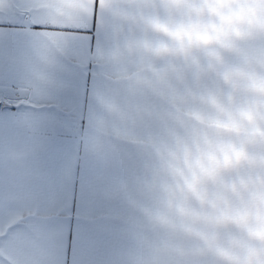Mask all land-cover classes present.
Segmentation results:
<instances>
[{
  "label": "crops",
  "instance_id": "crops-1",
  "mask_svg": "<svg viewBox=\"0 0 264 264\" xmlns=\"http://www.w3.org/2000/svg\"><path fill=\"white\" fill-rule=\"evenodd\" d=\"M14 15L57 28L36 35L25 21L11 22L10 30L26 31L12 61H0V162L11 144L16 151L33 149L28 160L41 166L50 167L62 153L66 173L55 203L38 207L22 198L19 210L51 215L69 264H80L82 197L92 156L108 173L102 197L113 220L110 234L88 230L93 264L156 263L152 144L170 122L172 68L178 64L145 54L139 45L149 35L131 16L111 12L106 0H0V19ZM71 73L79 85L74 118L59 108ZM4 224L0 218V228ZM39 264L59 260L45 255Z\"/></svg>",
  "mask_w": 264,
  "mask_h": 264
},
{
  "label": "clouds",
  "instance_id": "clouds-1",
  "mask_svg": "<svg viewBox=\"0 0 264 264\" xmlns=\"http://www.w3.org/2000/svg\"><path fill=\"white\" fill-rule=\"evenodd\" d=\"M175 62V110L152 144L153 219L188 246L177 264H264V0H106Z\"/></svg>",
  "mask_w": 264,
  "mask_h": 264
},
{
  "label": "snow or ice",
  "instance_id": "snow-or-ice-1",
  "mask_svg": "<svg viewBox=\"0 0 264 264\" xmlns=\"http://www.w3.org/2000/svg\"><path fill=\"white\" fill-rule=\"evenodd\" d=\"M13 21H25L26 30L36 35L47 34L57 28L45 22L29 23L22 15L0 19V24L4 25L0 28V61L3 62L12 61L26 31L10 30L14 26ZM88 43L91 47V40ZM37 92L44 94L41 89ZM60 99L59 108L74 118L79 108V85L74 73L61 88ZM15 134L22 138L23 130H17ZM32 152L33 149L28 147L16 151L10 144L0 162V218L5 221L4 227L0 228V264H39L45 255L58 258L59 264H69L63 251L62 234L50 227L51 215L36 211L26 216L19 210L22 198L31 200L38 207L55 203L66 179L62 153L54 155L49 167L30 163L28 157ZM89 161V179L82 197L80 264H93L91 251L95 245L88 239V230L110 234L113 229L112 217L107 212L109 204L102 197L108 180L107 170L99 159L90 156Z\"/></svg>",
  "mask_w": 264,
  "mask_h": 264
},
{
  "label": "rangeland",
  "instance_id": "rangeland-1",
  "mask_svg": "<svg viewBox=\"0 0 264 264\" xmlns=\"http://www.w3.org/2000/svg\"><path fill=\"white\" fill-rule=\"evenodd\" d=\"M173 71H176L173 75V83L179 79H184L185 73L183 67L179 65H173ZM175 110V102L173 99L172 90V112ZM157 195H156V205H157ZM155 229V258L157 262L154 264H177L176 253L188 246V241L183 238V235L178 231L173 230L169 226H161L156 221L153 225ZM184 243V244H183Z\"/></svg>",
  "mask_w": 264,
  "mask_h": 264
},
{
  "label": "trees",
  "instance_id": "trees-1",
  "mask_svg": "<svg viewBox=\"0 0 264 264\" xmlns=\"http://www.w3.org/2000/svg\"><path fill=\"white\" fill-rule=\"evenodd\" d=\"M183 238H184V236H183ZM184 244V243H183Z\"/></svg>",
  "mask_w": 264,
  "mask_h": 264
}]
</instances>
